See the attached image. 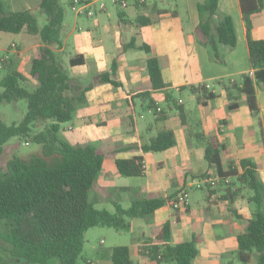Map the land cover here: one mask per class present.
Returning <instances> with one entry per match:
<instances>
[{
	"label": "trees",
	"instance_id": "obj_1",
	"mask_svg": "<svg viewBox=\"0 0 264 264\" xmlns=\"http://www.w3.org/2000/svg\"><path fill=\"white\" fill-rule=\"evenodd\" d=\"M240 5L246 27L248 59L254 76L242 74L239 81L228 82L224 89L229 109L237 107L238 96L243 94L254 116L258 112L255 84L264 87V38L253 39L251 28L252 16L261 10L263 0H240ZM152 7L156 13L166 11L159 8L157 2H153ZM38 8L47 18L42 26H39L34 10H11L7 0H0V31H25L38 35L41 42L30 67V75L37 81L33 91L21 86L24 76L14 68V63L0 57V69L4 70L0 78V103L23 98L27 101L26 113L19 123L6 124L0 119V156L4 144L12 137L40 146L39 152L27 158L14 156L0 167V241L8 246L6 258L15 263L47 264L49 259H55V264H78L84 233L88 228L108 226L117 231H131L130 218L144 217L168 206L173 195L133 199L128 207L114 202V212L96 207L89 191L101 171L103 150L89 142L71 144L59 136L60 124L71 120L77 105L85 102V92L92 83L82 85L79 78L71 75L69 67L82 63V56L75 54L65 60L61 38L65 12L61 0H40ZM197 10L196 38L209 48L213 61L223 63L225 54L220 47L232 49L236 46L233 20L230 15L218 12V0H204L197 4ZM150 21L145 17L141 22ZM129 46H134V43ZM139 47L150 52L147 45ZM147 71L151 89L163 91L166 102H169L170 91L166 88L156 56L147 58ZM114 73L113 63L109 71L99 74L98 82L119 85L111 78ZM179 89L182 90L183 86ZM201 89L202 102L215 97V93L205 86ZM190 90L196 92L198 88L191 87ZM150 93L143 91L135 96L147 100V107L153 110L155 120H162L165 118L164 110L156 111L157 104ZM174 108L184 123L182 104H174ZM35 121L45 125L32 133ZM196 135L205 140L203 157L208 166L216 170L221 180L234 178L233 186L226 187L227 193L223 198H233L242 189L250 191L246 199L253 205L252 217L247 220L245 231L237 235L235 257L248 264L255 256V264H264V184L255 163L243 158L238 165L229 164L225 168L223 145L203 133ZM175 143L173 131L162 128L139 148L144 152L164 151ZM115 163L119 174L125 176L143 175L145 170L141 155L117 158ZM170 237L171 223L166 220L154 238L143 237L140 240L139 254L157 262L193 264L198 254L197 238L192 236L171 244ZM110 260V264H134L127 245L112 246ZM0 264H7L1 255Z\"/></svg>",
	"mask_w": 264,
	"mask_h": 264
},
{
	"label": "crops",
	"instance_id": "obj_2",
	"mask_svg": "<svg viewBox=\"0 0 264 264\" xmlns=\"http://www.w3.org/2000/svg\"><path fill=\"white\" fill-rule=\"evenodd\" d=\"M7 1L11 10L15 11L35 10L40 2V0ZM97 1L99 0H94L93 6H97ZM126 1L127 6L121 7L120 0H112L118 5V19L110 23H102V25H99L100 22L97 21V27L81 34V42L76 47L77 51L68 53V58L75 54L82 56V63L69 67L73 76L79 79L87 76L95 78L92 86L85 92V104L77 109V125L69 126L70 134L67 135V139L72 144L81 141L89 142L100 147L104 152L102 168L93 183L91 198L95 203L106 199L107 188L119 191L122 198L129 197L130 185L118 186L114 183L115 178L121 175L117 171L115 160L141 155L145 163L143 175L127 177L145 176L148 167L146 153L150 151L144 152L139 146L148 142L150 138L148 133L153 129L152 127L158 130L170 128L173 131L176 143L172 148L167 149L170 150L168 158L172 166L168 168L165 165L167 158H159L157 180L154 185L149 184L148 181L144 182L145 184H138L135 188L140 192L149 195L158 190L161 192L158 196H174L179 190L187 189L191 196L190 189L195 187L192 184L196 180L210 177L199 176L198 178L192 175L199 167L205 171L208 166L203 157L204 143H200V137L196 135L198 133L212 137L223 145V164L225 150L228 164L234 161V164L238 165L241 159H250L255 163L258 175L264 181V87L261 84H255L258 112L254 116L243 94L238 96L237 107L229 109V101L226 99L224 89L228 82L239 81L242 74L254 76V69L248 59L246 27L240 0H218V12L231 16L237 40L236 46L232 49L220 47L225 54L223 63L213 61L209 48L200 43L195 35L199 22L197 4L204 0H185L186 20L181 19L176 9L167 7L165 2L170 0L157 2L159 8L166 10L163 13L154 12L151 2L140 4L137 0ZM97 11L107 12L106 4L103 9L95 8L94 14ZM145 17L150 18L151 21L141 22ZM251 37L264 38V0L261 10L252 16ZM7 39L3 47L4 54L0 57L11 60L14 68L24 76V81L33 82L36 86L37 81L31 77L30 67L32 59L41 46L39 36L21 31L15 36H7ZM131 42L134 46H129ZM141 45H147L150 52L140 48ZM63 49L65 51L64 43ZM150 55L159 59L162 78L170 91V100L173 90L189 91L196 98L194 107L187 108L185 100L179 98L173 103L166 102L168 107L166 111L153 98L154 92L162 93L163 97L164 93L151 89L147 71V58ZM113 63L115 73L111 78L118 81L119 85L98 82L99 74L109 71ZM201 84L208 85L206 89L215 93V97L202 102L204 98ZM180 86H183L182 90L179 89ZM191 87L198 88V91H191ZM143 91L151 92L150 97L164 110L165 118L155 120L154 114L148 112L147 100L135 96ZM132 96L135 97L132 98ZM138 102L153 116V123L147 124L143 132L138 129L135 117V106ZM174 104H182L184 123ZM139 117L143 118L144 115L140 114ZM122 122H126L129 128L122 129ZM143 135L146 136V141L140 143L138 139ZM178 162L182 165L180 173L175 171ZM166 179L174 181L177 190L170 194L163 193ZM211 188L209 186L198 188L206 190L198 208H194L190 202L185 213L180 214L181 211L172 209L168 204L156 209L146 222L132 225V230L139 232L134 250L137 264L161 263L140 255L138 244L143 237L154 238L166 220L171 223L170 239L176 240V243L183 238L190 239L192 236L197 238L198 254L193 264H229L233 261L234 250L237 248V235L245 231L246 222L252 215L245 217L242 212L241 196L226 199L221 196V193H215ZM239 200L241 203L237 207L235 204ZM174 211L177 215L172 213ZM183 219L185 223H181ZM248 264H255V261L253 262L251 258Z\"/></svg>",
	"mask_w": 264,
	"mask_h": 264
},
{
	"label": "rangeland",
	"instance_id": "obj_3",
	"mask_svg": "<svg viewBox=\"0 0 264 264\" xmlns=\"http://www.w3.org/2000/svg\"><path fill=\"white\" fill-rule=\"evenodd\" d=\"M69 0H61V3L64 7V19H63V26L61 30V38L64 43L65 48V60L67 61L69 54L68 53H75L77 50V46L81 42V34L86 32L88 29H93L97 27L98 25L97 21H99V25H102V23H110L112 21H115L118 19V5L114 4L112 0H99L96 2V5L100 3V1H103L106 4L107 12L106 11H97L96 14L93 16H84V15H76L74 14L68 5ZM167 7L170 9H176L180 13V17L182 20H186V3L185 0H170L169 2H165ZM35 15L37 18V22L39 26H42L44 23H46V15L39 10V8H36ZM73 30V31H72ZM72 32V33H71ZM0 56L4 54L3 47H5L8 39L7 36H15L16 33H10L5 31H0ZM4 73L3 69H0V78L2 77ZM73 76V74L71 73ZM80 83L82 85H86L89 83H92L95 81V78L93 76H87L84 78L79 79ZM21 86L25 87L29 91H33L35 88V84L30 81H23L21 83ZM219 87V86H216ZM1 91V87H0ZM153 98L167 111V103L163 97L162 93L154 92L152 93ZM179 98H183L185 100V105L187 108L194 107L196 105V98L190 94L189 91L179 92L176 90H173L172 92V99L170 100V103H173L174 101H177ZM85 103H79L73 112V116L71 120L63 122L60 124V131L59 136L62 139H65L69 143L72 144L67 139V135L70 134V131L68 130V127L71 125H77L76 118H77V109L81 108ZM27 110V101L25 98L19 99L17 101L13 102H3L0 103V119L6 123V124H12V123H19ZM140 114H143L144 117H139ZM135 117L137 119V126L138 129L143 132L147 124L153 123V116L149 114L146 111L145 107H141L140 103L138 102L135 106ZM258 124V123H257ZM44 122L41 121H35V124L32 127V133H35L39 130H41L44 127ZM259 126V125H258ZM260 127V126H259ZM121 128H129L128 124L126 122L121 123ZM153 129L151 132L148 133L149 137H153L156 135L158 129L156 127H152ZM139 142L142 143L146 141V136L143 135V137H139ZM200 143H205V140L203 138H199ZM82 143V141L80 142ZM40 151V146L36 143L30 142L29 144H26L23 139H19L18 137H12L4 144V150L3 153L0 156V167H4L6 164V161L14 156H18L21 158H27L28 156L37 153ZM170 150L166 151H150L149 153H146L147 159H148V167L146 175L143 177H127L125 175H119L115 178L114 183L115 185H130L129 189V197L128 198H122L119 194V191H114L113 189L107 188V196L106 199L102 201H96V207L98 208H104L108 211L114 212V202L120 203L123 207H128L133 199H141V198H150L153 196H158L161 194V192H158L156 190L153 194L147 195L144 192H140L136 190V186L140 183H144L148 181L149 184L154 185V182L157 180V160L159 158H167V162L165 165L170 168L172 166V163L170 161L169 157ZM145 155V154H144ZM223 155L225 157L224 164L225 167L229 164H234L233 162H229L227 160V151H223ZM124 156V155H123ZM197 158V157H195ZM201 158V157H200ZM202 160V159H201ZM197 160L195 159V162ZM200 161V159H199ZM202 162V161H201ZM206 163V161L204 160ZM237 163V162H235ZM198 168V165H196ZM201 166V165H200ZM205 167V165L203 166ZM175 171L177 173H180L182 171V165L180 162H178V165L175 167ZM200 174H205V176H210L211 178L215 179V185L211 188L215 193H221V196L223 197V194L227 193L226 187H232V181H234V178H227L225 181L221 180L219 175L217 174L216 170L214 168H210L207 166L206 170L203 171L202 167H199L197 171H195L193 177H198ZM260 180L264 184V181L259 176ZM169 179H166L165 181V188L163 189V193H172L177 188L174 186V181H171L170 184ZM145 184V183H144ZM92 189L93 185L89 191L90 197H93L92 195ZM238 194L236 197L240 198V193L243 194V197H241V201H243V204L241 205V210L244 213L245 217H250L252 215V204L247 202L246 197L250 194V191L247 189H242L240 191H237ZM206 193V190H200L196 187H192L190 189V202L194 208H198L200 206V203L202 202V196ZM219 198V197H218ZM241 201H237L235 206H239ZM186 211V210H185ZM185 211L179 212L180 214H184ZM174 215H177V212H172ZM244 217V218H245ZM150 215L144 216V217H137V218H130V222L133 226H136L138 224L144 223L147 220H149ZM181 223H185V219L182 220ZM2 226H0V229ZM139 232L131 230V231H117L113 227L108 226H94L88 228L84 233V242L83 247L81 250V253L78 257V264H110V248L115 245H127L131 251V256L135 264H137V256L134 252L137 244L138 234ZM188 238H183L182 240H185ZM169 243L174 244L176 243V240H172V238L169 240ZM7 244L4 241H0V255L7 261V264H21L18 262H13L10 259L6 258V251H7ZM232 262L229 264H244L240 260H238L235 255H233ZM252 261H255V256L252 257ZM141 263V262H139ZM47 264H55V259H49ZM160 264H170L161 262Z\"/></svg>",
	"mask_w": 264,
	"mask_h": 264
},
{
	"label": "built area",
	"instance_id": "obj_4",
	"mask_svg": "<svg viewBox=\"0 0 264 264\" xmlns=\"http://www.w3.org/2000/svg\"><path fill=\"white\" fill-rule=\"evenodd\" d=\"M140 4H145L147 2H165L167 0H137ZM94 0H71L70 1V10L77 15L84 14L91 16L95 12L96 9H103L105 7V4L103 2H100L97 6H93ZM121 7L127 6L126 0H120ZM6 58V57H4ZM201 86H205L208 88L209 86L206 84H201ZM156 111H161V108L159 106L156 107ZM148 112L153 113V110L151 108H148ZM26 144H29L28 142H25ZM143 166H145V163L143 161ZM216 180L211 177H205L199 180H196L192 185L196 188H204V187H213L215 185ZM190 203V196L187 189H181L179 190L169 201V205L172 209L177 211H185Z\"/></svg>",
	"mask_w": 264,
	"mask_h": 264
}]
</instances>
